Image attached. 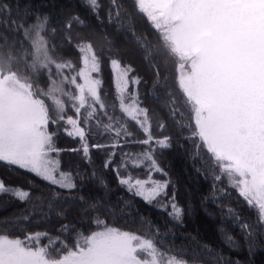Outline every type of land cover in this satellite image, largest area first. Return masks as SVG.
Instances as JSON below:
<instances>
[{"label": "snow or ice", "instance_id": "snow-or-ice-1", "mask_svg": "<svg viewBox=\"0 0 264 264\" xmlns=\"http://www.w3.org/2000/svg\"><path fill=\"white\" fill-rule=\"evenodd\" d=\"M84 2L101 28L88 36L81 32L74 36L77 27L88 29L85 20L73 14L63 23L61 47L75 49L76 60L61 55L50 43L49 14L25 8L16 19L12 4L0 3L4 14L0 19V164L51 186L49 199L32 192L39 185L27 176L26 189L0 175V196L28 205L0 226V264H190L188 254L166 247L160 228L144 217L139 220L149 231L126 230L99 215L90 222L79 221L86 230L66 224L57 236L46 231L16 236L8 231L24 226L20 222L26 224L37 210L48 219L45 207L62 217L68 204L77 200L87 214L104 211L113 217L117 206L109 201H103L108 206L102 207L100 198L86 200L78 195L68 201L63 195L78 191L77 179H92L109 191L91 159L92 150L105 149L102 168L112 171L118 186L182 226L186 212L158 155L173 143L182 146L172 134H156L165 132L168 121L189 146L186 151L190 149L193 167L201 165L195 171L212 176L213 203L219 207L220 195L230 196L231 189L253 212L254 220L242 219L231 207L220 213L238 222L251 252L256 234L264 233V0H127L126 4L109 0V24L123 27L138 17L156 35L155 44L134 34L133 40L153 73L152 86L164 85L168 121L145 103L140 85L147 81L119 56L108 57L114 91H107L104 48L98 52L93 40L102 38L109 49L112 42L99 14L100 0ZM51 33L54 37L57 29ZM161 67L174 73L170 83L167 76L161 77ZM41 79H46L45 87L40 86ZM61 130L77 139L80 147H59L56 136ZM94 135H107L108 140L90 143ZM129 145L140 150L125 151ZM65 151L82 153L91 172L66 170L61 159ZM132 199L119 203L127 206ZM219 231L230 248L240 247L223 228Z\"/></svg>", "mask_w": 264, "mask_h": 264}, {"label": "trees", "instance_id": "trees-1", "mask_svg": "<svg viewBox=\"0 0 264 264\" xmlns=\"http://www.w3.org/2000/svg\"><path fill=\"white\" fill-rule=\"evenodd\" d=\"M11 3L13 6L12 17L19 19L23 15L25 8H30L32 13L40 12L47 13L51 18V25L49 27L50 43L55 45L56 51L61 55L70 56L72 59H78V53L75 49L68 46L61 47L63 43L64 33L60 30L63 23L73 14H79V16L85 20L88 25V29L81 31L79 27L72 33L74 36L77 32H81L82 35L88 36L92 30L99 32L101 25L96 20L92 11L86 6L84 0H0V3ZM102 8L100 10V17L103 19L105 28L109 39L111 40L112 48L105 47V42L102 38H95L93 40L94 46L98 52L101 48H104L102 58L105 63L103 66V75L105 81V88L111 94L113 93L112 74L108 66L107 60L109 56H119L122 61L132 64L137 73L147 81L140 85L141 96H146L145 103L150 107L160 112L166 121L168 117L166 114V106L169 101L167 99V93L164 91V85L154 88L153 73L149 69L143 59L141 53L137 51V45L133 40V34L135 36H145L150 39L154 44L156 43V35L151 30L149 24L145 19L133 18L132 24H125L123 27L119 25H113L108 23L107 10L110 7L109 0H100ZM122 3H127V0H121ZM19 5L17 9L16 5ZM4 17L3 13H0V19ZM56 28L57 33L53 37L51 29ZM170 67V65H167ZM161 77L167 76L168 83H170L174 73L172 71H165V67L160 68ZM46 79L40 80V86H46ZM71 115L72 113L69 112ZM119 115V113H117ZM131 124V122H129ZM51 130L56 131L55 128ZM155 131V128H154ZM177 129L171 125L168 121V127L164 133H156L157 135L172 134L175 140L179 141L178 146L173 143V147L169 150H163L158 152L160 156V164L168 171L169 177L174 182L177 190V202L184 208L186 215L183 220V225H175L169 216L157 209L156 207L145 204L139 198L132 199L128 193H126L117 184L116 177L111 170L104 171L102 163L104 156L107 153V149L103 151L92 150L91 159L93 165L97 169L98 173H102L106 178L109 191L105 190L92 179H86L80 181L77 179L78 191H74L71 196L67 192H63L66 200L71 201L73 197L83 195L86 200L93 198H100L102 201V207L108 205L103 204V201H109L111 205L117 207L112 209L115 212L113 217L105 215L104 211H97L91 214H87L83 211L84 205L80 201L75 203H69L68 207L64 210L62 217H57L55 211H49L46 207L43 212L48 213V219H44L43 213L37 210L31 220L26 224L20 222L24 226L19 229H8V231L14 232L16 236H23L25 231H46L53 236L59 235L58 230L63 225L75 224L77 228L86 230V225L79 223L81 219H85L90 222L93 215H99L101 218L108 220L109 223L115 224L118 227L124 229L143 228L144 231L150 229L146 227L139 220V217H144L145 220L150 221L152 225L158 226L161 230L160 238L165 241V246L174 249L177 254L183 250L187 253V259L190 264H224V262H231V264H264V233L256 234L255 247L249 252L247 245L244 242L243 233L238 226V222L234 220H227V217L222 216L221 210L228 207L236 209L241 214V218L244 220H254V214L244 204V201L237 196V194L228 189L230 196L220 195L222 203L218 207L213 203L212 186L213 178L209 174L207 176L200 175L195 171V168L201 167L199 163L193 167V163L190 159V149L182 137L176 136ZM108 140L107 135H94L91 142H105ZM56 141L59 147L71 149L79 148L80 144L77 139L67 136L62 130L58 132ZM125 151L136 152L140 150L139 146L129 145L124 149ZM119 156V151H118ZM63 167L66 170L72 171L74 174L77 170L90 173V165L85 161L82 153L65 151L61 154ZM71 164V168H69ZM137 171V170H133ZM141 174L143 170H139ZM0 175L7 178L8 183L19 184L23 188H29L28 181L24 179L27 176L29 179H33L39 185V188H33L32 192L36 195L44 193L46 197L51 198L48 194L51 190V186L45 182L38 180L30 174L23 173L19 170L9 171L7 166L0 164ZM171 190V189H170ZM132 199L130 205L125 206L119 203V201ZM28 205L20 203L12 199L10 196H0V226L5 223L7 219L11 222V218L18 216ZM58 211V209L56 210ZM208 213H211L209 215ZM223 228L225 232L232 235L236 240L240 242L239 248H230L225 242L224 235L219 231ZM69 236L73 233H69ZM195 254V259H193Z\"/></svg>", "mask_w": 264, "mask_h": 264}, {"label": "rangeland", "instance_id": "rangeland-1", "mask_svg": "<svg viewBox=\"0 0 264 264\" xmlns=\"http://www.w3.org/2000/svg\"><path fill=\"white\" fill-rule=\"evenodd\" d=\"M111 48H112V46H111Z\"/></svg>", "mask_w": 264, "mask_h": 264}]
</instances>
